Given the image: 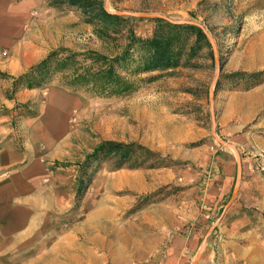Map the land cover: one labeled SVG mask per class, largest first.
Returning <instances> with one entry per match:
<instances>
[{
	"label": "rangeland",
	"instance_id": "rangeland-1",
	"mask_svg": "<svg viewBox=\"0 0 264 264\" xmlns=\"http://www.w3.org/2000/svg\"><path fill=\"white\" fill-rule=\"evenodd\" d=\"M98 1L122 15L139 36L152 31L154 17H162L196 24L206 39L179 66L140 74L136 90L125 95L74 90L61 85L59 74L41 85L64 87L78 96L79 104L69 127L67 155L60 160L65 167L59 184L52 186L55 206L47 226L30 238L27 252L15 248L11 264H112V254L105 260V247L91 243L99 261L76 259L84 253L80 245L92 224L88 217L97 215V224L105 229L101 218L110 210L113 224H125L133 235L153 205L167 199L176 208L191 185L200 192L217 169L214 156L222 151L238 159L233 195L242 161L264 176V0ZM35 17L31 38L44 42L47 52L60 46L105 51L87 15L69 0H46ZM109 139L135 141L157 154L139 167H117L104 157L87 160L99 142ZM253 214V241L264 250V206ZM132 240L127 258L152 257L130 253Z\"/></svg>",
	"mask_w": 264,
	"mask_h": 264
},
{
	"label": "crops",
	"instance_id": "crops-1",
	"mask_svg": "<svg viewBox=\"0 0 264 264\" xmlns=\"http://www.w3.org/2000/svg\"><path fill=\"white\" fill-rule=\"evenodd\" d=\"M45 2L0 0V264L13 263L15 248L27 252L30 238L47 226L55 206L52 186L65 167L60 160L67 155L79 104L78 96L61 86L14 87V78L48 53L29 30ZM214 157L217 169L200 192L191 185L176 208L167 199L153 205L133 235L125 224H113L110 210L101 218L105 229L91 214L80 245L84 253L76 259L99 261L91 243L105 247V260L111 253L112 264H264L262 245L253 241L254 208L264 206V176L242 161L233 195L238 159L223 151ZM132 237L129 252L149 253L150 259L125 256Z\"/></svg>",
	"mask_w": 264,
	"mask_h": 264
},
{
	"label": "trees",
	"instance_id": "trees-1",
	"mask_svg": "<svg viewBox=\"0 0 264 264\" xmlns=\"http://www.w3.org/2000/svg\"><path fill=\"white\" fill-rule=\"evenodd\" d=\"M79 6L93 25V33L105 51L87 48L75 51L67 47L49 50L44 58L14 78V87L34 88L59 74L61 85L83 89L99 96H121L136 90L139 75L156 69L174 68L185 58L194 57L206 39L203 29L193 23L153 18V29L139 36L126 19L107 10L98 0H69ZM81 56V57H80ZM242 76V73H236ZM259 73L249 76L256 78ZM236 76L228 75V78ZM157 153L147 146L131 141L103 140L88 154L87 160L101 157L112 160L117 167H133L153 160ZM155 162L150 163L153 166Z\"/></svg>",
	"mask_w": 264,
	"mask_h": 264
}]
</instances>
